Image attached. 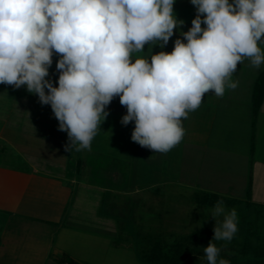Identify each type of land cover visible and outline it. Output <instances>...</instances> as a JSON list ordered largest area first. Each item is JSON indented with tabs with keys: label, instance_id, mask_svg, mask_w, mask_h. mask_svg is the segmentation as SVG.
Segmentation results:
<instances>
[{
	"label": "clouds",
	"instance_id": "1",
	"mask_svg": "<svg viewBox=\"0 0 264 264\" xmlns=\"http://www.w3.org/2000/svg\"><path fill=\"white\" fill-rule=\"evenodd\" d=\"M190 2L197 13L192 27L171 52L149 59L141 55L145 45L163 49L184 23L174 14L175 0H0V84L26 86L50 105L67 132V151L91 150L118 96L127 109L121 123L135 125L132 141L166 153L182 141V122L206 93L222 97L235 89L232 75L245 59L253 68L264 64V0ZM54 53L58 86L46 79ZM210 217L207 264H229L217 260L213 241L234 238L237 211L221 199Z\"/></svg>",
	"mask_w": 264,
	"mask_h": 264
},
{
	"label": "crops",
	"instance_id": "2",
	"mask_svg": "<svg viewBox=\"0 0 264 264\" xmlns=\"http://www.w3.org/2000/svg\"><path fill=\"white\" fill-rule=\"evenodd\" d=\"M173 11L177 20L184 21L183 25L174 30L163 49L158 45H145L142 56L150 59L152 53L161 50L171 52L174 41L177 38L183 39L181 32H187L192 27V20L197 13L190 0H175ZM259 46L264 51V43ZM59 58L58 54H53L49 76L46 77L54 86H58L55 81L59 77L56 74ZM263 71L264 64L258 69L253 68L247 59L238 64L232 75V81L237 82V87L226 88L222 97H217L213 92L206 93L200 107L190 112L182 122L184 138L166 153L152 152L132 141L134 122L108 129L109 133L112 132L111 136L123 134L126 140L106 137V144L112 152L119 156L125 155L129 166L136 163L144 165L154 160L163 168L159 173L166 176L164 182L183 183L185 180L182 178L190 173L182 167L185 164L180 153L183 152V157L186 158V167L190 163L194 164L187 155L197 153L198 162L194 166L190 164L194 171L192 170L191 177L186 176L189 178L186 185L197 193L225 197L229 200L227 205L230 207L245 203L248 209L255 211L256 218L260 219L264 214V93L256 110L253 99L255 84ZM14 90L17 88L12 85L0 84V120L3 118L4 99L13 102L15 98V103L31 98L32 101L29 102L39 103L37 95L15 93ZM48 108L49 111L38 108L39 118L45 119L49 114L54 116L50 105ZM105 111L109 113L106 117L108 121H120L127 114V109L120 104L118 96ZM55 120L56 127L51 132L55 136L52 148L59 149V153L64 154L59 163L61 171L57 173L44 169L51 168L52 165L44 159L38 161V158H34L36 156L24 153L21 144L13 143L16 141L10 140L4 127L0 128V157L4 158L0 160V264H61L58 258L67 255L64 240L71 239L73 234L82 230V225L78 224L82 223L83 209L80 207L77 211L75 206L83 194L81 171L86 165L83 155L77 153L75 148L66 150L65 146L69 143L67 132L60 133L59 122ZM7 127L12 129L6 122L5 128ZM20 129L26 131L28 136L40 135L42 132ZM7 145L14 152L13 155L10 154V158L5 153ZM134 147L139 149L138 156L131 153ZM211 208L213 207H202L201 214ZM208 222L202 230L187 232L182 236H174L172 233L173 242L160 238L158 241L169 246L183 241L191 251L189 250L190 253L182 264H207L203 250L199 252L191 245H209L214 227ZM237 228L242 232L236 233L230 242L213 241L220 249L218 261L226 259L232 264H245L247 259L257 254L259 247L264 246V233H258L259 230H264V226L247 222L244 227L237 222Z\"/></svg>",
	"mask_w": 264,
	"mask_h": 264
},
{
	"label": "rangeland",
	"instance_id": "3",
	"mask_svg": "<svg viewBox=\"0 0 264 264\" xmlns=\"http://www.w3.org/2000/svg\"><path fill=\"white\" fill-rule=\"evenodd\" d=\"M56 74L59 76V71H56ZM55 83H58V78ZM13 92H23L25 95L29 93L26 87L17 88ZM14 101L15 98L13 102H7L4 99L0 128L4 127V132L10 140L16 141L13 143L21 144L24 153L36 156L32 157L38 158V161L44 159L46 163L52 165L51 168L44 169L55 173L61 171L59 163L64 154L59 153V149L52 148L55 136L51 132L56 127V118L50 114L45 119L39 118L37 114L38 108L49 111L48 105L29 102L32 101L31 98L15 103ZM6 122L12 129L5 128ZM119 126H124L121 120L101 121L97 135L92 140L91 150L79 151L86 165L81 171L83 194L75 206L77 211L80 207L83 209L82 223L78 224L82 225V230L63 242L67 256L79 264H150L144 261V257L159 238L173 242L172 233L174 236H182L187 232L202 230L206 228L208 221L212 227L215 226V220L209 214L212 208L207 209L206 213L201 214L200 211L202 207L208 208L207 202L212 199L203 198V194H196L197 191L194 192L186 185L189 179L187 177H191L192 170L194 171L190 164L194 166L198 162L197 153L193 156L190 153L187 155L194 163H190L187 167L183 152L180 153L183 159L177 156L180 160L182 159V162L184 161L185 165L182 167L190 173L182 178L185 180L183 183L164 182L166 176L163 177L161 172L159 173V170L163 168L159 167L154 160L144 165L136 163L129 166L125 155L119 156L109 149L105 141L106 137H116L120 141L126 140L123 134L111 136L112 132H108V129ZM20 128L42 132L40 135L28 136L26 131ZM48 140L51 142L48 143ZM56 146L58 147L57 144ZM5 153L9 158L10 154H14L8 145ZM131 153L133 156H138L139 149L134 147ZM184 155H186L185 152ZM2 159L4 158L0 157V160ZM174 160L179 161L177 158ZM200 178L203 177L200 176ZM215 201L216 198L212 200V202ZM223 202L226 210L236 209L238 224L245 227L247 222H253L264 226V214L257 219L254 215L255 211L248 209L245 203L230 207L227 205L228 202L225 200ZM218 219L222 220V217ZM240 232L242 231L238 229L237 233ZM258 233L262 235L264 230H259ZM191 246L199 252L202 250L204 252L203 248L206 247L194 244Z\"/></svg>",
	"mask_w": 264,
	"mask_h": 264
},
{
	"label": "trees",
	"instance_id": "4",
	"mask_svg": "<svg viewBox=\"0 0 264 264\" xmlns=\"http://www.w3.org/2000/svg\"><path fill=\"white\" fill-rule=\"evenodd\" d=\"M263 93H264V71L261 73L258 81L255 84L254 99H253L254 110H256L259 107ZM196 194H203V198H211L212 200L216 198L215 202H212V200L207 202L208 207L215 205L216 202L221 199L229 203V200L227 198L216 194L203 193V192H198ZM186 250L188 251V253ZM189 250L190 248H186L185 243L183 241H179L171 246L163 245L162 242L158 241L154 243L153 248L145 255L144 261L150 264H182L184 259L190 253ZM58 261L61 264H79L77 261H75L74 259L70 258L67 255H63L59 257ZM245 264H264V246L259 247L257 254L247 259Z\"/></svg>",
	"mask_w": 264,
	"mask_h": 264
}]
</instances>
